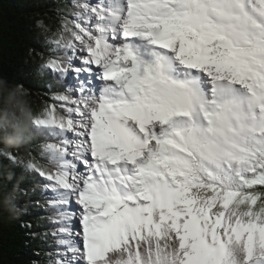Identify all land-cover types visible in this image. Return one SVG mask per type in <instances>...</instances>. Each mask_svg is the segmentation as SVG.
Masks as SVG:
<instances>
[{
  "label": "snow or ice",
  "instance_id": "snow-or-ice-1",
  "mask_svg": "<svg viewBox=\"0 0 264 264\" xmlns=\"http://www.w3.org/2000/svg\"><path fill=\"white\" fill-rule=\"evenodd\" d=\"M56 17L38 22L47 99L17 84L0 106L29 125L0 157L35 181L21 195L40 190L48 264H264V0H70Z\"/></svg>",
  "mask_w": 264,
  "mask_h": 264
},
{
  "label": "trees",
  "instance_id": "trees-1",
  "mask_svg": "<svg viewBox=\"0 0 264 264\" xmlns=\"http://www.w3.org/2000/svg\"><path fill=\"white\" fill-rule=\"evenodd\" d=\"M65 4L63 0H0V106L17 84H23L29 91L36 110L47 99L46 82L36 74L40 56L46 55L48 48L38 22L45 20L55 28L56 9ZM5 84L11 86L8 92L4 90ZM0 146H8L2 134ZM20 154L27 153L22 148ZM21 172L8 159L0 157V264H48V250L39 239L42 232L37 228L38 220L31 215L34 206L28 203L29 196L19 192L20 188L31 187L32 178L21 179ZM9 194L15 207L8 203ZM27 224L31 227H26Z\"/></svg>",
  "mask_w": 264,
  "mask_h": 264
},
{
  "label": "clouds",
  "instance_id": "clouds-1",
  "mask_svg": "<svg viewBox=\"0 0 264 264\" xmlns=\"http://www.w3.org/2000/svg\"><path fill=\"white\" fill-rule=\"evenodd\" d=\"M0 128H10V131L12 133V136H9V132L8 131H5L4 132V138H5V140L6 141H9L10 139H15V137L19 136L21 132L27 133V131L29 129V125H28L27 121H25V123H24V125L22 127H10L8 125L7 119L5 118L2 122H0ZM33 184L31 183V186ZM34 195L35 194H33L31 196L33 197L34 201H36V198H35ZM32 204L34 206V212L35 213L34 214L31 213V215H32L33 218H36L38 220L37 222L39 223L40 217H41V212H43V211H41L40 208H38V206H35L34 203H32ZM37 228H39L40 229V232H42L43 234L46 232L45 226H40L39 225ZM35 233L37 234V232H35ZM41 238H42V242H43V245H44L45 242H44L43 235L40 236L39 239H41ZM44 249H45V245H44ZM51 250H52V246L50 245V250L49 251H51Z\"/></svg>",
  "mask_w": 264,
  "mask_h": 264
},
{
  "label": "bare ground",
  "instance_id": "bare-ground-1",
  "mask_svg": "<svg viewBox=\"0 0 264 264\" xmlns=\"http://www.w3.org/2000/svg\"><path fill=\"white\" fill-rule=\"evenodd\" d=\"M61 7V6H60ZM30 197V196H29ZM31 199V200H30ZM29 200V202L28 203H33L34 202V199H33V197H31ZM35 213V212H34Z\"/></svg>",
  "mask_w": 264,
  "mask_h": 264
},
{
  "label": "rangeland",
  "instance_id": "rangeland-1",
  "mask_svg": "<svg viewBox=\"0 0 264 264\" xmlns=\"http://www.w3.org/2000/svg\"><path fill=\"white\" fill-rule=\"evenodd\" d=\"M44 22H45V20H44ZM44 45H45V44H44ZM4 83H5V82H4ZM31 197H32V196H30L29 199H30ZM30 200H31V199H30Z\"/></svg>",
  "mask_w": 264,
  "mask_h": 264
}]
</instances>
